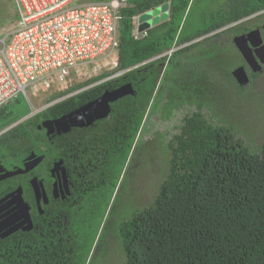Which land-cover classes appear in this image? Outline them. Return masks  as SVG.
<instances>
[{"label": "trees", "instance_id": "trees-1", "mask_svg": "<svg viewBox=\"0 0 264 264\" xmlns=\"http://www.w3.org/2000/svg\"><path fill=\"white\" fill-rule=\"evenodd\" d=\"M128 1L116 71L133 68L117 81L80 91L0 136V147L16 155L36 151L50 160L63 158L72 181L71 196L53 199L32 229L0 238V264H106L113 244L119 246L124 264H264V141L254 148L239 137L230 108L245 106L249 93L251 79L240 85L232 73L244 63L243 55L233 40L227 46L212 37L172 52L196 36L264 10V0H226L207 9L198 8L205 0ZM166 3L169 15L136 38L137 16ZM228 32L237 34L239 27L216 34ZM231 49L236 51L233 57L227 53ZM112 72L56 93L51 100ZM231 81L237 90L228 86ZM123 83H132L135 93L112 102L110 114L95 124L51 139L38 129L43 118H57L104 87ZM18 102L0 106V130L30 111L27 106L16 115ZM184 107L195 109L169 139L165 131L149 127L153 114L169 120ZM157 157L163 159L164 178L146 200L140 176Z\"/></svg>", "mask_w": 264, "mask_h": 264}, {"label": "built area", "instance_id": "built-area-1", "mask_svg": "<svg viewBox=\"0 0 264 264\" xmlns=\"http://www.w3.org/2000/svg\"><path fill=\"white\" fill-rule=\"evenodd\" d=\"M16 22L0 35V106L37 80L118 52L128 0H13ZM139 23V22H138ZM148 29H136V38ZM170 53V52H167Z\"/></svg>", "mask_w": 264, "mask_h": 264}, {"label": "rangeland", "instance_id": "rangeland-1", "mask_svg": "<svg viewBox=\"0 0 264 264\" xmlns=\"http://www.w3.org/2000/svg\"><path fill=\"white\" fill-rule=\"evenodd\" d=\"M12 1L13 0H0V35L1 33L12 28V26L16 22V19L14 18L16 7L14 5V2ZM225 3H226V0H205L199 4L198 8L207 9L209 8V6H211V8H214V7H217L218 4L222 6ZM11 4H13V11L11 9L12 8ZM196 17L197 15L194 16V19H192V22L197 20ZM10 20H13V21H10ZM138 20H139V25H140L141 20L138 18L136 20V23L138 24ZM238 21L240 22V20ZM238 21H235L229 24L228 26H225L224 28L217 30L215 32H221L222 30L227 29L230 26L238 24ZM135 29H136V26H135ZM229 33L231 32H228L226 34H229ZM232 39L234 42L233 37H221L218 43L220 44V42H223L224 44L228 43L227 45H229V44H232ZM200 46H203V45H200ZM227 53H229L232 57L236 55V51L233 49L227 50ZM94 62L96 63L84 62V63H81L80 65L75 64L69 69L67 68H65L64 70L60 69L52 73L51 76L49 77L42 78V79L35 81L26 90V95L21 94L15 99L17 100L19 98V102L16 103V105L14 106V109L16 110V115L23 113L27 106H29L30 111L25 116H23V118H20L19 120H17L16 122L12 124H9L2 130H0V132H3L5 130L7 131L11 130L14 126H16L18 123L23 121L27 116L32 118L38 115L40 112L49 108L50 106L48 105L50 104L54 105L53 103L56 104L74 94H77L78 92H80V90L78 89L74 92H68L63 96L56 98L53 101H50L52 99L51 97L55 96L56 93H59L61 91H67L70 87L78 85L80 83H84L85 81H88L98 75H102L105 72L113 71L111 75L109 74L108 76H112L116 74L118 76L133 68V67H130L124 70L116 71L117 62H118V52L117 51H113L111 55L101 57ZM247 73L248 75L251 76L250 72H247ZM231 82L228 83V86L234 89V91L237 90L238 85L235 84L234 82L232 83ZM246 89H248L249 93L246 94L247 100H246L245 106H243L241 109H238L235 106L230 107V108L232 109L234 120L238 123L237 125L239 128V131L237 132V135L241 137L246 143L252 145L254 148H257L264 141V68L261 71L256 72V74H254L253 76H251L250 84L246 86ZM233 96H234L233 94L228 93L227 99L232 100ZM236 98H238L237 95H236ZM13 102H10L8 104H13ZM194 109H195L194 107H187V108L184 107L180 110H177L176 113L173 115V117L169 120L162 119L161 114L157 112L149 117V121H150L149 127L152 129L153 132L165 131L169 139L170 137H172L173 134L179 132V129H180L179 127L182 123L183 117ZM224 109L226 112L228 111V107L225 105H224ZM204 111L214 123H218V120L213 115L211 110L204 109ZM148 136H149V133H145L144 138H147ZM163 165H164L163 159H159V157H157L155 160L153 158L150 164L146 165L147 171H145L144 175L142 174L140 176L141 177L140 183H142L141 187L143 186V189L140 192L142 191L145 192L143 195V198H146V200H149L151 195L156 194L157 186L159 185V180H162L164 178V168L161 167ZM142 179L144 180V182H142ZM150 183L154 185L153 188L152 186L150 187L149 185ZM89 237L90 235L88 236V238ZM117 247L119 246H116L115 244H113L110 247V254H109V257L107 258L106 264H124L123 255L120 256L119 248Z\"/></svg>", "mask_w": 264, "mask_h": 264}, {"label": "flooded vegetation", "instance_id": "flooded-vegetation-1", "mask_svg": "<svg viewBox=\"0 0 264 264\" xmlns=\"http://www.w3.org/2000/svg\"><path fill=\"white\" fill-rule=\"evenodd\" d=\"M261 12V13H260ZM256 12L250 16H247L243 19L238 21V24H235L239 27V33L233 34H216L210 33V34H204L201 36H196L198 38L193 39L191 41H187L184 44H181L175 48H173L172 52L177 49H181L183 47L189 46L193 43H198L202 42V40L206 39V37H212L211 41L217 42L220 40L221 37H233L235 38L238 35L242 34H248L251 31H254L256 29L260 30V37L263 38L264 43V10ZM259 13V14H258ZM263 13V14H262ZM257 14V15H255ZM255 15V16H253ZM251 37H256V35H252ZM233 40V39H232ZM212 43V42H211ZM223 44V42H220ZM234 43V42H233ZM228 44V43H227ZM225 44V45H227ZM249 44L252 45L251 40H249ZM231 45V44H229ZM227 45V46H229ZM235 45V43H234ZM236 46V45H235ZM237 47V46H236ZM256 48V47H254ZM253 48V49H254ZM238 49V48H237ZM243 59V64L247 72H250L251 76L256 74V72L253 71V69L250 67V65L247 63L245 58L242 56ZM240 66V65H239ZM264 68V64H262ZM122 75V74H121ZM121 75H112V76H107L106 78H103L100 81L92 82L82 88H80V91H83L84 89H89L97 85L104 84L108 80H118V77ZM250 76V75H249ZM250 76V79H251ZM105 79V80H104ZM126 83L119 84L114 88H109V87H104L101 89L102 91L99 92L97 91V96L89 99L87 102L93 101L97 98H99L101 95H103L106 91L111 92L114 91L115 89L120 88ZM86 87V88H85ZM101 88V87H100ZM99 88V89H100ZM84 103V104H85ZM55 104V103H53ZM82 104V105H84ZM52 104L48 105L51 106ZM80 105V106H82ZM112 105V104H111ZM79 106V107H80ZM77 107V108H79ZM75 108V109H77ZM73 109V110H75ZM71 110V111H73ZM70 111V112H71ZM69 113V112H67ZM66 113V114H67ZM83 118H78V121H82V119H85L87 121L90 119V117L82 116ZM31 117L27 116L24 120L27 121ZM23 120V121H24ZM45 119L43 118L41 122L38 125V129L43 130L45 132V136L47 139H51L53 135L58 134L56 131L51 135L52 137H48L46 135V128L43 126H40L42 122ZM101 120V119H96L94 120L91 124L85 125V126H73L72 128H83V127H88L90 125L95 124L96 121ZM71 128V129H72ZM7 130L0 132V136L4 134ZM69 132V131H68ZM62 133H67V132H61ZM42 135V134H40ZM43 141L42 143H46L45 137H42ZM45 146V144H44ZM2 150V151H1ZM37 156L43 155L44 158L41 162H39L34 168L31 170H27L26 172H20L17 174H13L16 170L20 168H24L26 163H27V157L32 153L30 151L29 153H26L25 155H16L12 150H8L6 147L2 146L0 147V238H6L10 236L11 234L18 232V231H28L25 228L27 227L29 221L26 218L27 214H30L31 220L33 221V226L35 223V219L39 214L44 215L46 208L48 205L53 201V199H66L68 196H71L72 191H71V186H72V181H71V176L69 175V169L67 167V164L63 158H56V159H48L46 158V155L41 152H36ZM60 159L63 160L62 166L66 170V176L68 180V185H69V192H67L66 189V180L63 176V173L60 172H55V175L52 174L51 169L53 168L54 164L59 161ZM34 178H37L38 181H43V184H39L38 188L32 183V180ZM57 181V183H56ZM21 187V192H22V198L23 202L19 200L15 192L19 190ZM64 194V196H63ZM33 228V227H32ZM31 228V229H32ZM4 235V236H2Z\"/></svg>", "mask_w": 264, "mask_h": 264}, {"label": "water", "instance_id": "water-1", "mask_svg": "<svg viewBox=\"0 0 264 264\" xmlns=\"http://www.w3.org/2000/svg\"><path fill=\"white\" fill-rule=\"evenodd\" d=\"M168 7L169 5L166 3L141 14L139 16V19L141 20L139 30L148 29L156 23L160 22L162 19H165L168 16ZM252 35H256V37H251ZM260 35V30L256 29L254 31L249 32L248 34L238 35L234 38L235 45L242 53L243 57L254 72L261 71L263 69L262 64H264V43H262L263 38L260 37ZM249 40H251L252 45L249 44ZM232 73L240 85H246L249 83L250 77L244 65L237 66L233 69ZM134 93L135 89L132 83L124 84L123 86L118 89H115L114 91H106L99 98L85 103L84 105L67 114H63L62 116L54 119H45L40 126L45 127L46 135L48 137H51V135L55 131L59 134L61 132L70 131L73 126L75 127L89 125L94 120L103 119L110 114L112 109L111 102H114L115 100L121 97ZM83 115L86 117H90V119H88L87 121H85V119H82V121H78V118H83ZM43 158V155L37 156L36 153L32 151V153L27 157V163L25 167L16 170L15 172H13V174L31 170L39 162H41ZM62 162V159L57 161L51 169V172L53 175H55V172H58V174H60V172L63 173V176L66 180V189L67 192H69L66 170L62 166ZM32 183L38 188V185H42L43 181H38L37 178H34L32 180ZM15 195L19 200L23 202L21 187L15 192ZM26 218L28 219L29 223L25 229L30 230L33 227V221L31 220L29 213L27 214Z\"/></svg>", "mask_w": 264, "mask_h": 264}, {"label": "clouds", "instance_id": "clouds-1", "mask_svg": "<svg viewBox=\"0 0 264 264\" xmlns=\"http://www.w3.org/2000/svg\"><path fill=\"white\" fill-rule=\"evenodd\" d=\"M152 9H153V8H152ZM150 10H151V9H150ZM169 10H170V9L168 8V10H167V11H168V15H169ZM148 11H149V10H148ZM146 12H147V11H146ZM140 15H141V14H139V15L137 16L138 19H139V16H140ZM137 18H136V19H137ZM168 52H171V50L168 51ZM164 54H167V52L164 53ZM157 57H158V56H156V57H154V58H152V59H150V60L156 59ZM95 63H96V62H95ZM53 100H55V99H53ZM53 100H50V101H53Z\"/></svg>", "mask_w": 264, "mask_h": 264}, {"label": "crops", "instance_id": "crops-1", "mask_svg": "<svg viewBox=\"0 0 264 264\" xmlns=\"http://www.w3.org/2000/svg\"><path fill=\"white\" fill-rule=\"evenodd\" d=\"M162 5H163V4H162ZM168 5H169V4H168ZM168 8H170V5H169ZM136 20H137V19H136ZM161 21H162V20H161ZM138 22H139V20H138ZM137 28L139 29V23H138V24L136 23V29H137ZM136 29H135V30H136ZM135 30H134V31H135Z\"/></svg>", "mask_w": 264, "mask_h": 264}]
</instances>
